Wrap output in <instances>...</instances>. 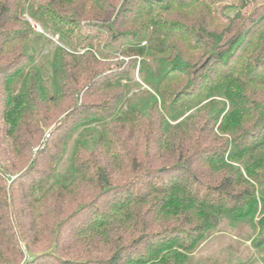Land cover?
Segmentation results:
<instances>
[{"label":"trees","instance_id":"16d2710c","mask_svg":"<svg viewBox=\"0 0 264 264\" xmlns=\"http://www.w3.org/2000/svg\"><path fill=\"white\" fill-rule=\"evenodd\" d=\"M253 9L0 0V264H186L220 219L250 223L264 251ZM24 12L63 43L47 79Z\"/></svg>","mask_w":264,"mask_h":264},{"label":"rangeland","instance_id":"374dc122","mask_svg":"<svg viewBox=\"0 0 264 264\" xmlns=\"http://www.w3.org/2000/svg\"><path fill=\"white\" fill-rule=\"evenodd\" d=\"M215 3L223 20L225 17L234 16L237 12L245 14L255 10L254 7L264 6V0H215ZM23 19L29 22L36 34L42 35L44 38H37L39 44L37 49L40 53L35 64L42 67L44 77L47 79L50 70L46 64V56L50 55L55 47H63V43L57 35L45 32L37 21L28 16L27 12H24ZM145 44L143 43V45ZM119 60L129 61L126 58ZM139 62L140 59H138L132 78L141 84ZM47 84L49 83L47 82ZM50 131L51 129L46 131L44 138H47L46 134ZM63 166H65V161L61 162L58 168ZM9 183L7 184L9 185ZM257 237L258 232L253 230L252 225L248 222L231 223L227 219H220L217 225L206 232L197 243L186 264H264V251L259 253L254 248ZM21 246L24 251V244L21 243ZM24 254L26 255L25 251ZM27 257L26 255L25 258Z\"/></svg>","mask_w":264,"mask_h":264},{"label":"built area","instance_id":"2783aa9c","mask_svg":"<svg viewBox=\"0 0 264 264\" xmlns=\"http://www.w3.org/2000/svg\"><path fill=\"white\" fill-rule=\"evenodd\" d=\"M48 136V135H47Z\"/></svg>","mask_w":264,"mask_h":264}]
</instances>
